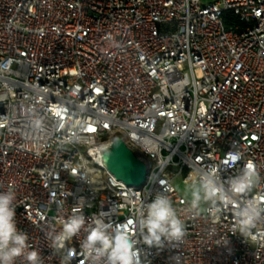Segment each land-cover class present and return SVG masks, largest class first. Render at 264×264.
I'll return each mask as SVG.
<instances>
[{
  "label": "built area",
  "instance_id": "built-area-1",
  "mask_svg": "<svg viewBox=\"0 0 264 264\" xmlns=\"http://www.w3.org/2000/svg\"><path fill=\"white\" fill-rule=\"evenodd\" d=\"M0 198L14 264H120L121 237L134 264H264V0H0ZM157 204L180 238L147 243Z\"/></svg>",
  "mask_w": 264,
  "mask_h": 264
},
{
  "label": "clouds",
  "instance_id": "clouds-1",
  "mask_svg": "<svg viewBox=\"0 0 264 264\" xmlns=\"http://www.w3.org/2000/svg\"><path fill=\"white\" fill-rule=\"evenodd\" d=\"M7 198H0V224H2V232H0V264H14L15 258L24 255L26 247L27 235H18L13 217H15V210H8L6 205ZM152 221L149 224V230L152 233V239L147 240L151 244L153 240L159 241L157 232L167 234L174 238H180L183 235V223L179 219L172 218V212L169 207L163 204H157L152 208ZM82 221H72L64 224L66 233H75ZM170 226V230L165 225ZM93 242L96 240H103L99 231L89 233ZM63 239V237H61ZM11 241L15 242L16 246L7 247ZM120 264H134V258L137 256V251L134 249L131 241L125 242L121 237L119 244ZM116 255V254H114ZM28 264H41L40 254L33 250L29 251L25 257ZM138 264V261L135 262Z\"/></svg>",
  "mask_w": 264,
  "mask_h": 264
},
{
  "label": "water",
  "instance_id": "water-1",
  "mask_svg": "<svg viewBox=\"0 0 264 264\" xmlns=\"http://www.w3.org/2000/svg\"><path fill=\"white\" fill-rule=\"evenodd\" d=\"M107 169L117 180L128 186L142 187L147 178L145 164L139 160L120 138L103 153Z\"/></svg>",
  "mask_w": 264,
  "mask_h": 264
},
{
  "label": "rangeland",
  "instance_id": "rangeland-1",
  "mask_svg": "<svg viewBox=\"0 0 264 264\" xmlns=\"http://www.w3.org/2000/svg\"><path fill=\"white\" fill-rule=\"evenodd\" d=\"M180 190L188 197H198L200 195V191L198 189H184L180 187Z\"/></svg>",
  "mask_w": 264,
  "mask_h": 264
},
{
  "label": "trees",
  "instance_id": "trees-1",
  "mask_svg": "<svg viewBox=\"0 0 264 264\" xmlns=\"http://www.w3.org/2000/svg\"><path fill=\"white\" fill-rule=\"evenodd\" d=\"M225 19L227 20V22L235 20L231 13H227L225 16ZM227 24H229V23H227Z\"/></svg>",
  "mask_w": 264,
  "mask_h": 264
}]
</instances>
